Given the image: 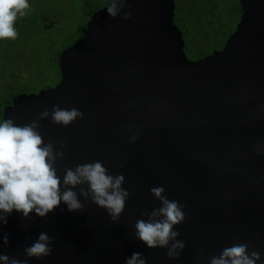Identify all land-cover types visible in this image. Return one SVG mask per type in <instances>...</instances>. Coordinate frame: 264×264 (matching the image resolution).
Instances as JSON below:
<instances>
[{
	"label": "water",
	"instance_id": "1",
	"mask_svg": "<svg viewBox=\"0 0 264 264\" xmlns=\"http://www.w3.org/2000/svg\"><path fill=\"white\" fill-rule=\"evenodd\" d=\"M239 1L240 20L222 47L191 60L173 23L174 0H127L115 18L107 12L113 0L60 52L54 87L12 98L2 119L17 126L53 105L82 111L67 127L50 116L39 121L44 143L64 152L57 174L62 180L65 168L102 161L108 174L125 177L130 196L119 221L79 186V211L63 202L43 218L13 210L0 224V254L28 264H125L135 252L146 264H210L225 247L245 243L264 264V0ZM158 186L185 205L174 230L186 246L176 259L134 235L136 221L147 220L138 210L161 206L150 193ZM42 232L52 253L26 257Z\"/></svg>",
	"mask_w": 264,
	"mask_h": 264
},
{
	"label": "clouds",
	"instance_id": "2",
	"mask_svg": "<svg viewBox=\"0 0 264 264\" xmlns=\"http://www.w3.org/2000/svg\"><path fill=\"white\" fill-rule=\"evenodd\" d=\"M126 3L127 0H116L107 8L108 14L113 18L117 17ZM28 11H31L28 0H0V40L17 38L14 24L18 16L23 17ZM130 17L131 12L123 13V19ZM49 116L54 124L67 127L78 117L83 119L84 113L76 108L68 110L53 105L51 113L45 110L24 126L15 125L12 119L0 122V224H7V217L13 210L21 212L24 218L33 212L43 218L61 202L70 212L79 211L84 205L74 190L78 186L79 195L106 209L112 221H119L130 196L122 187L125 177L122 174H108L103 162L95 161L65 168L61 180L55 165L58 159H63L64 152L54 150L51 142L45 144L38 131L41 127L39 121ZM136 139L135 134L130 137L133 142ZM63 147L64 142L61 141L60 148ZM119 166L123 167V163ZM150 193L161 202V206L150 212L138 210L141 216H147V220L136 221L135 238L148 248H167L166 256L170 259L179 258L180 251L186 245L177 239L180 233L174 230V226L185 220V213L182 211L185 205L169 200L164 195L163 186L152 187ZM2 239L4 244H8L7 235ZM52 242V238L42 232L31 246L24 248V253L28 258L42 259L52 253ZM248 248L249 245L245 243L225 247L218 256L211 258L210 264H256L260 260V253H249ZM202 256L203 250L199 258ZM0 262L28 264V259L19 260L0 254ZM125 264H146V258L142 253L135 252L130 258H126Z\"/></svg>",
	"mask_w": 264,
	"mask_h": 264
},
{
	"label": "trees",
	"instance_id": "3",
	"mask_svg": "<svg viewBox=\"0 0 264 264\" xmlns=\"http://www.w3.org/2000/svg\"><path fill=\"white\" fill-rule=\"evenodd\" d=\"M112 1L28 0L31 11H28L23 17L18 16L14 24L18 33L17 38L15 40H0V52L1 50L6 52L5 58L0 61V122H3V108L11 103L15 95L37 92L40 89L55 86L60 79L59 68L57 67L60 52L79 40L82 33L80 37L78 36L68 43L53 58L49 55L50 42L48 36L53 34L59 38L68 39L79 27L83 32L90 16ZM178 9L181 15H190L189 22L196 24V26L187 27L193 30V35L189 41L193 44L211 42L215 49H220L226 40L225 38L233 32L232 23L240 12L237 0H181L178 2ZM206 18H208V23L212 24L208 26L201 24V21ZM222 20L225 22L219 23L223 22ZM57 21L58 23H56ZM184 30L187 32L188 29L185 28ZM200 31L203 33L199 34ZM184 43L183 49L185 50L188 44L187 42ZM205 52L210 51H201L200 54ZM41 58H46L48 61H41ZM51 63L52 65L56 64L54 83L42 84L37 89L29 83L23 82L24 73H31L39 77L43 66L45 69L50 68Z\"/></svg>",
	"mask_w": 264,
	"mask_h": 264
},
{
	"label": "rangeland",
	"instance_id": "4",
	"mask_svg": "<svg viewBox=\"0 0 264 264\" xmlns=\"http://www.w3.org/2000/svg\"><path fill=\"white\" fill-rule=\"evenodd\" d=\"M177 2V0H176ZM174 16H175V23L176 25L181 29L184 30L185 28L188 29V32H185V40L187 42V48H185V53L187 55V57L191 60L197 59L199 57H202L208 53H210L211 51L215 50V48H213L211 42H197V44H193L191 41H189L191 39V36L193 35L192 32L193 30L187 28L189 27V21H188V17H186L185 15H180V12L178 11V7H175L174 10ZM84 20V17H83ZM58 23V21L56 22ZM82 33V29L79 27L77 28V30H75L70 37H68V39H65L64 37H58L56 35L50 34L48 36L49 38V42H50V51H49V55L51 58L56 57L57 53L60 52L65 46L68 45V43H70L71 41H73L76 37H80ZM203 32L200 31L199 34H202ZM226 39V38H225ZM220 44V43H219ZM201 51H210V52H205L202 55L200 54ZM5 50H1L0 52V61L3 60L5 58ZM54 55V56H53ZM41 61H48L46 60V58H41ZM40 66V65H39ZM54 67H56V64L54 63V65H52L50 68H46L43 66V70L41 75H39V77H36V75H32L31 73L26 74L24 73V79L23 82L24 83H29L30 85H32L33 87H40L42 86V84H52L55 82L56 80V76H55V70ZM57 67H58V62H57Z\"/></svg>",
	"mask_w": 264,
	"mask_h": 264
},
{
	"label": "flooded vegetation",
	"instance_id": "5",
	"mask_svg": "<svg viewBox=\"0 0 264 264\" xmlns=\"http://www.w3.org/2000/svg\"><path fill=\"white\" fill-rule=\"evenodd\" d=\"M238 1V5H239V10H240V12H239V14H238V17L235 19L234 18V23H232L233 24V26H234V29H235V26L237 25V23L239 22V20H240V15H241V13H242V8H241V4H240V1L239 0H237ZM178 2H181V0H177V2H176V0H174V3H175V7L177 6L178 7ZM174 10H175V8H174ZM188 10V9H187ZM178 11H179V9H178ZM180 12V11H179ZM175 13V12H174ZM181 15V14H180ZM186 17H188L189 18V16L190 15H188V14H186L185 15ZM208 18H206V19H204V20H202L201 21V24H203V25H209V24H212V23H208ZM174 21H175V16H174V19H173V23H174ZM189 21V20H188ZM223 22H219V23H224L225 22V20H222ZM216 23V22H215ZM174 24H176V23H174ZM199 24V23H198ZM227 24H229V22H227ZM193 26H196V24L195 23H191V22H189V27H193ZM178 27V26H177ZM179 28V27H178ZM180 29V28H179ZM181 30V29H180ZM234 31V30H233ZM181 32H182V37H183V40H184V42H186V40H185V30H181ZM187 32H188V30H187ZM227 39V38H226ZM222 47V46H221Z\"/></svg>",
	"mask_w": 264,
	"mask_h": 264
}]
</instances>
